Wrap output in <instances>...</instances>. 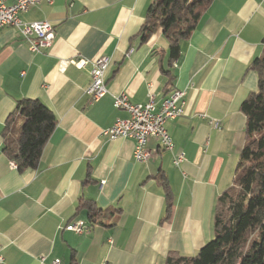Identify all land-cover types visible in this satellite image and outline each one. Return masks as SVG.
Masks as SVG:
<instances>
[{"label":"crops","instance_id":"1","mask_svg":"<svg viewBox=\"0 0 264 264\" xmlns=\"http://www.w3.org/2000/svg\"><path fill=\"white\" fill-rule=\"evenodd\" d=\"M153 1L40 0L20 14L53 26L52 45L38 51L15 27L0 29L1 264H165L171 252L192 256L212 238L216 200L245 140L240 105L257 88L249 64L264 50V0H212L171 61L160 30L146 41L137 35ZM100 56L109 59L108 92L92 101L89 71ZM174 90L185 105L165 124L172 150L150 139V158L137 162L133 140L102 134L128 116L114 95L136 103L153 95L159 107ZM23 98L44 103L56 125L37 165L19 170L2 147L22 125L14 109ZM76 221L88 231L65 229Z\"/></svg>","mask_w":264,"mask_h":264},{"label":"trees","instance_id":"2","mask_svg":"<svg viewBox=\"0 0 264 264\" xmlns=\"http://www.w3.org/2000/svg\"><path fill=\"white\" fill-rule=\"evenodd\" d=\"M211 1L154 0L137 35L146 41L160 30L168 42L169 60H176L181 42ZM249 68L258 74L257 88L240 105L246 116L245 140L232 184L216 200L212 238L192 256L171 252L165 264H264V50ZM14 112L22 125L14 137L5 138L2 150L19 170L34 168L56 125L55 115L40 100L30 98L18 100ZM160 180L166 189L165 180ZM170 198L168 194L167 213ZM81 205L92 221L100 222L92 203L82 200Z\"/></svg>","mask_w":264,"mask_h":264},{"label":"built area","instance_id":"3","mask_svg":"<svg viewBox=\"0 0 264 264\" xmlns=\"http://www.w3.org/2000/svg\"><path fill=\"white\" fill-rule=\"evenodd\" d=\"M39 2L40 0H0V29L5 26L15 27L33 51L51 46L54 40V29L49 21L25 22L20 18L21 13ZM85 63V60L78 59L74 64L81 68ZM108 63L109 59L106 56H100L92 62L89 71L90 84L86 90L92 101L99 100L108 92L105 82ZM184 105V91L182 90H174L163 99L159 107L156 106L153 95H150L144 103H136L132 102L125 92H120L113 96V106L124 110L128 116L117 118L110 127L102 130V134L108 139L128 138L133 140L135 161L146 162L151 156V151L147 147L150 139H156L163 149L172 150L173 140L165 124L167 120L181 116L184 113ZM183 159V153H178L174 157L173 163L179 165ZM10 166L16 168L17 164L11 160ZM103 182L104 180H101L100 184ZM65 229L75 233L88 231V227L82 221L67 224ZM2 260L0 245V264ZM51 264L62 263L59 258H55Z\"/></svg>","mask_w":264,"mask_h":264}]
</instances>
